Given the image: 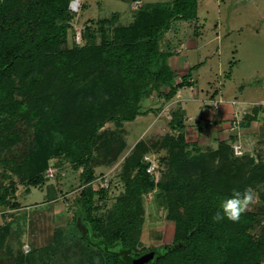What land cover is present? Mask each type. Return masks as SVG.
Here are the masks:
<instances>
[{
	"label": "rangeland",
	"instance_id": "obj_1",
	"mask_svg": "<svg viewBox=\"0 0 264 264\" xmlns=\"http://www.w3.org/2000/svg\"><path fill=\"white\" fill-rule=\"evenodd\" d=\"M2 1L0 0V3ZM80 1L83 3V0ZM84 1L85 6L82 9L79 6L78 13H74L76 17H72L73 31L69 30L65 40V48L72 46L73 50H77L84 46L83 53L79 54V59L82 61L74 65L71 81L75 83V87L73 85L75 93L72 94L75 97L69 95L73 101V103L69 102L71 103L69 106L73 104L77 106V110L72 111V118L80 121V124L85 121L98 124L105 117L106 119L111 118L107 119L98 129L92 146L90 164L95 175L92 180L86 182L85 186L89 187L93 193L95 208L92 215L105 219L115 209L118 197L124 192L127 205L122 209L123 217L128 219L136 213L137 217L141 218L140 227L136 233L138 249L168 251L178 245L171 242L177 231L181 235L185 224L199 220L198 216L202 212L195 207H190L194 201L198 202L199 198H204L207 195V188L210 187L213 191L209 190L212 200L206 205L208 208L206 216H209L207 225H205L206 233H211L213 237L221 239V242L225 239L223 244L230 251L240 252L243 260L236 264H264V176L255 175L256 172L250 170L246 172V178L250 183H240L239 180L236 181L235 175L240 171L241 164L230 162L231 157L228 152L199 145L194 140L191 142L189 141L190 136L187 137L188 142L180 141L178 135L182 129L174 127L176 122H179L178 110L169 105L174 96L169 101L164 97L170 85H160L158 88H148L146 85L136 101L140 114L132 121H122L120 118H123L126 107L130 104L129 101L125 99V96L120 97L124 98L123 103L117 101L120 99L118 98L120 94L110 97L113 98L112 100H107L102 96L106 91L103 88V80L95 82L96 80L90 78L94 73L84 70V67L90 70L87 64L88 55L92 54L93 49L91 48L97 47L100 40L97 33L87 32L88 29L86 30L85 27L87 28L88 24L83 21L106 18L118 12L120 13L118 23L127 25L133 12L129 10L128 0ZM150 1L162 2L164 0ZM138 6L137 2L133 4L135 8ZM197 11V26L189 27V21L178 17L170 21L168 30H164L160 35L159 52L167 51L168 64L170 56L177 52L175 45L178 40L186 41L187 36L198 37L199 43L211 40V48H214L217 39L214 38L216 30L213 24L220 23L221 31L226 25L231 27L232 32L227 33L223 38L221 46L220 61L223 71L219 73L216 59L211 60L209 65L212 68L211 75L197 80L199 95L201 90L203 93L206 91L220 92V85L224 84L226 98L241 99L244 95L250 99L248 101L259 102L261 110V105H264V0H198ZM75 30H79L81 34L79 43L74 37ZM19 31H23V27ZM147 41L148 38L142 40L144 46L141 45V49L146 50ZM140 52L142 51L137 48L134 55L140 56ZM51 67L53 66L47 64L39 71L36 70V73L38 71L46 75L54 71ZM243 70H245L244 73L241 72ZM256 72L258 76L254 74ZM173 75L171 85L181 82L180 75ZM119 77L127 83L128 87L137 86L138 82H142L140 77L125 74V72L124 74L119 72ZM116 81L117 79L114 78L113 83ZM117 87L123 93L124 86L120 82ZM183 98L191 101L185 91L180 99L183 100ZM105 101L107 109L104 108ZM64 104H66L64 98L59 97L54 108L64 113L63 118L66 119L69 106L64 107ZM191 104L194 107L198 103ZM35 120L33 117L27 123L24 119H19L14 130L21 140L9 145L12 151H9L8 147L3 148L1 157L9 158L15 150H18L19 155L25 151L29 135L27 128L29 129ZM168 136H173L176 141L178 140L177 143L175 142L176 148L174 146L169 148L172 154H176L175 161L179 166V169L176 167L178 180L172 188V193L162 194L163 191L158 182L159 175L156 180H153L151 189H134L128 181H125L126 174L122 179L121 172L123 173L124 169L127 170L130 163L133 164L136 159L144 156L145 152L138 142L147 141L151 148L148 151H152L147 155L157 160L161 156H167L168 150L166 151L164 147L155 149L153 144L164 141ZM110 148L111 152L107 154ZM218 152L224 155L220 156ZM47 160L48 165L54 169L53 176H46L47 168L43 173V182L36 187H29L28 192L25 190V183L21 184L22 182L15 177L10 181L5 179L2 182V184L16 185L9 198L11 202L14 200L18 205L10 211L8 216L12 217L10 219L3 217V213L11 207L0 204V214L2 213L0 226L9 224L10 228V234L6 240L10 243V248L0 249V264H15L18 258L21 259L22 264H27L28 260L30 264H76V252L82 247L74 248L70 246V241L79 242L81 234L84 235V227L76 217V205L78 204L76 200L84 188L80 179L83 167L76 168L77 164L63 155L51 154ZM254 161L259 164L257 159L254 158ZM171 163L168 165L161 162L160 172L168 175L171 171L175 174V165ZM4 168L0 167V171H6ZM135 171V168L131 170L129 178H133ZM234 188L241 191L244 188H251L255 193L256 202L250 205L249 210L241 216L238 223H233L226 218L220 222H214L212 217L219 210L221 201L229 197ZM199 221L205 223L204 218ZM196 227L197 224H194L190 229L188 228V233L191 235ZM65 233L71 234L67 236ZM204 234L200 236L201 239L204 238ZM23 244H28L30 249L28 253L22 251ZM170 256L171 259L168 257L161 264H175L179 260L177 259L179 255L176 253ZM102 260L98 252L91 251L79 264H97Z\"/></svg>",
	"mask_w": 264,
	"mask_h": 264
},
{
	"label": "trees",
	"instance_id": "obj_2",
	"mask_svg": "<svg viewBox=\"0 0 264 264\" xmlns=\"http://www.w3.org/2000/svg\"><path fill=\"white\" fill-rule=\"evenodd\" d=\"M69 2L70 0H3L0 3V154L6 147L12 151L9 145L21 140L14 130L19 119H24L27 123L33 117L36 119L33 125L27 128L29 135L25 151L19 155L18 150H15L9 158L0 156V167H5L4 169L8 171H0V204L8 205L11 209L18 205L16 201L11 202L9 198L16 185L2 184L3 180L10 181L15 177L22 182L21 184L25 183V190L28 192L29 187H36L43 182V173L49 166L47 158L51 154L63 155L77 164L76 168L83 167L80 179L84 188L76 200L78 203L76 217L84 227V235L81 234L79 242L70 241V246L82 247L76 252L75 263H81L84 257H87L91 251H95L103 259L97 264H129L130 258L149 251L138 249L136 233L139 230L141 218H138L136 213L128 219L123 217L122 209L127 205L124 192L118 197L115 209L105 219L93 216L92 212L95 208L93 193L89 187H85L86 182L92 180L95 175L90 164L94 139L102 124L111 118L105 117L98 124L89 123L90 121L80 124V121L72 118V111L75 112L77 106L75 104L69 106L71 104L69 102L72 101L69 95L75 97L72 95L75 93L73 88L75 83L71 81V78L74 65L82 61L79 59V54L83 53L84 46L77 50H73L72 46L65 48L67 34L73 27L72 17H76L68 8ZM195 10L196 0H173L171 3L142 5L127 25L118 23L117 14L96 20H85L88 24V27H85L86 30L88 29L87 32L97 33L100 41L97 47L91 48L92 54L88 55L87 64L90 70L86 67L84 70L94 73L90 78L96 80L95 82L103 80V88L106 91L102 96L107 100H112L113 98L110 97L120 94L118 98L125 96V99L129 101L130 104L126 107L123 118H120L122 121H132L140 114L136 101L144 88L170 85L169 91L164 95L169 101L178 89L187 85L185 76L181 78V82L171 85L174 79L173 71L167 64V51L159 52L161 46L159 39L161 33L168 30L173 18L178 17L189 21L195 18ZM22 27L23 31H19ZM145 38H148L146 50L140 48ZM137 48L142 51L140 56L134 55ZM27 53L30 56H27ZM47 64L53 66L51 68L54 71L46 75L40 74L38 71ZM36 70H38L37 73ZM119 72L138 76L142 82H138L137 86L128 87L126 82L120 80ZM114 78L117 79L115 83H113ZM118 82L124 86L123 93L117 87ZM96 86L99 85L96 84ZM59 97L64 98L66 102L64 107L69 106V110L66 111L69 116L67 115L66 119L63 118L64 113L54 108ZM99 99L103 100L100 97ZM123 99L120 98L117 101L123 103ZM103 104L107 109L106 101ZM174 127L182 129V122H176ZM178 137L180 141L188 142L183 130H180ZM177 141L173 136H168L164 141H159L160 144L158 142L153 144L155 149L164 147L166 151L168 150L167 156L157 158L160 180L158 182L163 191L162 194L172 193V188L178 180L176 167L179 169V166L175 161L177 156L169 151V148L173 146L176 148ZM138 144L145 152L143 155L152 152L148 151L151 148L147 141H139ZM216 149L228 152L231 157L230 162L241 164L240 171L235 175L236 181L250 183L246 178V172L250 170L256 172L255 175L264 176V158H257L259 161L257 164L248 153L236 157L231 146L223 142H220ZM107 151V154L111 152V148ZM219 155L224 154L219 153ZM161 162L168 165L173 162L175 174L171 171L168 175L162 174ZM130 164L127 170L124 169L123 173L121 172L122 179L126 174L125 181H128L134 189H151L153 177L146 173V164L143 163L142 157ZM133 168L136 171L131 179L129 174ZM209 190H211L210 187L206 190L205 199L199 198V201H194L190 207H195L202 212L198 219L204 218L205 223L198 220L185 224L183 234L180 235L177 231L171 241L178 245L160 254L155 253L147 264H161L168 257L171 259L170 255L174 253L179 255L177 258L179 260L175 264H236L243 260L239 251H230L223 244L225 239L221 242V239L206 233L205 225L209 218L206 216L208 211L206 205L212 200ZM9 215L10 211L3 213L5 218ZM194 224H197V227L190 235L188 230ZM9 229V224L0 226V249L10 248V243L6 241L10 234ZM65 234L69 236L71 233ZM202 234L204 238L201 239ZM30 263L28 260L27 264ZM15 264H22L21 259L18 258Z\"/></svg>",
	"mask_w": 264,
	"mask_h": 264
},
{
	"label": "crops",
	"instance_id": "obj_3",
	"mask_svg": "<svg viewBox=\"0 0 264 264\" xmlns=\"http://www.w3.org/2000/svg\"><path fill=\"white\" fill-rule=\"evenodd\" d=\"M78 1L82 9L85 6V1L83 0V3L80 0ZM172 1L128 0L129 10L133 12L130 15L129 23L132 21L136 10L142 5L171 3ZM136 2L139 6L135 8L133 4ZM196 6L198 10V0H196ZM197 10H195V18L188 22L190 23L189 27H193V25L197 26ZM112 14H117L118 19L120 18V13L116 12ZM213 25L216 30L214 38L217 39L214 48H211V40L199 43L198 37L187 36L186 41H177L175 45L177 52L170 56L168 65L173 74L187 77V85L177 90L169 105L178 110L179 121L180 118L182 119V130L187 134V137L190 136L189 141L192 142L194 140L199 145L211 148H216L220 142L229 145L238 143L244 153H248L255 159L264 158V118L261 117L259 102L248 101L250 99H247L244 95L241 96L242 93L240 95L241 99L226 98L224 93L226 86L224 84L220 85V92L206 91L203 93V90H201L199 95L197 80L211 75L212 68L209 66L210 61L216 59L218 72L221 73L223 71V65L220 61L222 41L227 33L233 30L226 25V27H222L221 31V25L218 22ZM229 72L231 73V70ZM241 72L244 73L245 70ZM254 74L258 76V72ZM184 91L186 95H189L191 101L184 98L183 100L180 99ZM187 102L189 104H198L192 107V104L189 105ZM235 121H238L237 127H233V122ZM11 210L9 209L8 211ZM7 218L12 219V217Z\"/></svg>",
	"mask_w": 264,
	"mask_h": 264
},
{
	"label": "clouds",
	"instance_id": "obj_4",
	"mask_svg": "<svg viewBox=\"0 0 264 264\" xmlns=\"http://www.w3.org/2000/svg\"><path fill=\"white\" fill-rule=\"evenodd\" d=\"M255 202V193L251 188H244L242 191L234 188L231 195L221 201L219 210L215 212L212 219L214 222H220L226 218L233 223H238L241 216Z\"/></svg>",
	"mask_w": 264,
	"mask_h": 264
},
{
	"label": "built area",
	"instance_id": "obj_5",
	"mask_svg": "<svg viewBox=\"0 0 264 264\" xmlns=\"http://www.w3.org/2000/svg\"><path fill=\"white\" fill-rule=\"evenodd\" d=\"M79 6H80V3L78 2V0H71L68 4V8L72 13H76L79 10ZM74 35H75L74 37H75L76 42L79 43L80 38H81V34L79 30H75ZM260 112H261V117L264 118V105H261ZM237 124H238V121L233 122V127H237ZM232 151H233L234 156H241L244 153L240 144L238 143L232 144ZM142 161L143 163L146 164V168H145L146 173L152 175L153 180H156L159 175L158 162L156 158L146 154L142 157ZM53 170L54 169H52V167L49 166L48 170L46 171L47 172L46 176H53L52 174ZM29 250L30 249H29L28 244L22 245V251L24 253H28Z\"/></svg>",
	"mask_w": 264,
	"mask_h": 264
},
{
	"label": "water",
	"instance_id": "obj_6",
	"mask_svg": "<svg viewBox=\"0 0 264 264\" xmlns=\"http://www.w3.org/2000/svg\"><path fill=\"white\" fill-rule=\"evenodd\" d=\"M155 254V251L146 252L138 257L129 259V264H147Z\"/></svg>",
	"mask_w": 264,
	"mask_h": 264
},
{
	"label": "flooded vegetation",
	"instance_id": "obj_7",
	"mask_svg": "<svg viewBox=\"0 0 264 264\" xmlns=\"http://www.w3.org/2000/svg\"><path fill=\"white\" fill-rule=\"evenodd\" d=\"M151 251H152V250H151ZM154 251H155L156 254H160V252H158L157 249H154ZM149 252H150V251H149ZM144 253H145V252H144ZM144 253H142V254H144ZM142 254H140V255H142ZM140 255H139V256H140ZM136 257H138V256H136ZM133 258H134V257H133Z\"/></svg>",
	"mask_w": 264,
	"mask_h": 264
}]
</instances>
